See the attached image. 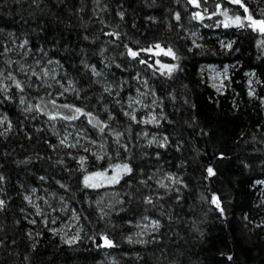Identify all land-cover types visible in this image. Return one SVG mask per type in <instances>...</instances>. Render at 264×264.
Segmentation results:
<instances>
[{
    "label": "trees",
    "instance_id": "1",
    "mask_svg": "<svg viewBox=\"0 0 264 264\" xmlns=\"http://www.w3.org/2000/svg\"><path fill=\"white\" fill-rule=\"evenodd\" d=\"M242 4L0 0V264H264V0Z\"/></svg>",
    "mask_w": 264,
    "mask_h": 264
},
{
    "label": "rangeland",
    "instance_id": "2",
    "mask_svg": "<svg viewBox=\"0 0 264 264\" xmlns=\"http://www.w3.org/2000/svg\"><path fill=\"white\" fill-rule=\"evenodd\" d=\"M246 21H247V23L250 22L247 19H246ZM204 72L209 77V81L211 82L212 86L215 87L217 90H224L226 88L225 87L226 81L229 78V75H228L229 68L228 67L221 68L218 65L217 66L216 65H207L204 69ZM252 92L253 91H250V93H252ZM150 94H151V92H149L148 88L145 87V90L140 94V96H138L137 99L133 100V104H134L133 111L134 112L138 111V110H141V111L142 110H147V111L149 110L150 105H153V102L149 100ZM145 120H147L149 123L150 122L155 123L157 121L156 114L152 113V111H150V114L147 116V118ZM67 136H68L67 138L72 139L75 144H83V143H87V141H90V140H88L89 138L86 137L84 133H82V132L80 133V132H76V131L74 132L73 130H70L69 135H67ZM110 172L111 173L106 171L104 174L103 173L97 174L95 176L96 181H98V180L105 181V182H106V180L114 181L116 178L118 179V176L120 175V173L122 171H121L120 167H117V168L111 170ZM171 180L173 181V179H171ZM261 184H262V187L264 189V181L261 182ZM74 224H75V222L74 223L73 222L68 223V221H66L67 230H69L71 233H72V231L70 229L73 228ZM156 224L157 223L155 220L147 219V220L143 221L141 229H142V231H143V229L150 231V230L155 228Z\"/></svg>",
    "mask_w": 264,
    "mask_h": 264
},
{
    "label": "snow or ice",
    "instance_id": "3",
    "mask_svg": "<svg viewBox=\"0 0 264 264\" xmlns=\"http://www.w3.org/2000/svg\"><path fill=\"white\" fill-rule=\"evenodd\" d=\"M231 2H234V3L240 4L242 7L244 6V5L242 4V0H231ZM245 11H246V12L248 11L246 7H245ZM225 15H226V13H225ZM246 19H247L248 21L251 22V25H255V26H257L261 31H264V20H255V19H253V17H252L251 15L247 16ZM235 23H237L238 25L242 26V25H241V20H240V17H239V16L236 17ZM225 26H227V25H225ZM157 47H159V46L157 45ZM168 54H170V55L172 54V53H171V50H169ZM132 55L135 56L136 53H132ZM17 86H18V85H17ZM76 111L79 112V109H77ZM73 118H75V117H73ZM124 168H125L127 171H131L130 169H128L127 165H125ZM207 171H208L209 175H213V174H214V173H213V170H212L211 168H209ZM214 202L218 203V201H217L215 198H214ZM3 203H4V202H3L2 200H0V206H2ZM107 243L109 244V246H111V242H110V241H107Z\"/></svg>",
    "mask_w": 264,
    "mask_h": 264
}]
</instances>
